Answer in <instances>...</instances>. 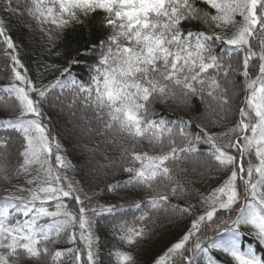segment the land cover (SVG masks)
I'll return each instance as SVG.
<instances>
[{"label":"snow or ice","instance_id":"6c2138e0","mask_svg":"<svg viewBox=\"0 0 264 264\" xmlns=\"http://www.w3.org/2000/svg\"><path fill=\"white\" fill-rule=\"evenodd\" d=\"M3 11L27 14L51 41L49 51L56 57L63 55L56 50L62 34L89 19L99 17L107 36L93 49L99 56L86 64V79H58L38 88L0 16L3 55L13 72L2 90L20 108L0 127L23 138L21 162L12 176L0 164V179H23L27 185H13L14 191L0 197V264H42L45 259L48 264H100L97 218L123 207L91 206L96 193L69 177L75 165L44 112L46 103L52 106L49 95L56 87L70 88L71 115L77 104L91 113L81 116L89 137L99 136L119 152L108 166L118 165L127 177L105 191L134 193L130 209L140 213L114 226L123 243L144 239L146 225L160 213L190 217L198 204L203 212L152 264H199L201 254L207 264H216L209 255L214 250L226 257L225 264H264L251 244L242 249L241 243L246 234L264 246V0H4ZM193 97L209 118L208 126L196 124L198 131L191 119L167 120L156 111L158 102L186 105ZM4 106H10L8 101ZM213 126L226 131L213 132ZM7 142L0 137V147ZM193 156L213 162L202 177L227 178L207 194L193 189L192 182L180 179L188 172L183 162ZM190 195L197 204L172 203ZM61 240L72 247L55 248ZM109 256L115 264H137L129 251Z\"/></svg>","mask_w":264,"mask_h":264},{"label":"trees","instance_id":"16d2710c","mask_svg":"<svg viewBox=\"0 0 264 264\" xmlns=\"http://www.w3.org/2000/svg\"><path fill=\"white\" fill-rule=\"evenodd\" d=\"M4 0H0V16L6 20V27L8 35L12 37L16 45V50L27 70L28 77L32 80L36 87H45L54 84L58 79L67 80L70 77L77 79L84 78L85 66L94 56H99V51L93 52V49L104 40L107 32L102 28L98 21L99 17L87 20L83 26H76L67 29L61 36L59 47L56 49L61 51L63 55L56 57L49 49L51 48V41L48 37L39 30L35 23L27 14L8 15L3 11ZM23 12V9L20 10ZM196 28L198 25H191ZM230 34V33H229ZM5 45L0 40V123L4 119H15L19 113L20 108L18 102L14 97H8L3 92V87L12 82L13 72L12 64L8 57L3 55ZM83 57V58H81ZM78 60V63H71V61ZM56 65V67H52ZM69 71L64 73V69ZM23 73V69H21ZM62 73H64L62 75ZM238 84L242 83L239 76L236 77ZM231 95V93H229ZM243 93H241V98ZM72 93L70 88L60 87L51 89L49 101L51 107L45 104L44 112L47 118H51L49 127L53 135H56L67 149L68 158L75 165L74 170L68 173L73 181H79L78 186H82L89 193L95 192L96 196L92 201L91 206L98 205H118L123 206L116 214L111 216H102L97 218L96 236L99 238V259L100 264H115L114 257L109 256L112 251H129L136 260L137 264H152L153 260L162 255L172 243L176 242L181 235L187 231L191 226V220L195 219L203 212L197 204L194 195H190L184 199H173L172 203H180L184 205L187 202L197 204L193 210L192 215L186 217H165L164 213H160L159 217L154 223H148L147 235L135 245H127L119 239V232L115 225L121 221L131 222L134 216H139V212L130 209V205L134 198V193L127 189L118 190L119 194L105 191L106 185L113 184L117 180L126 179L127 174L118 171V165H113V161L119 155L118 150H113L112 146L101 143V137L92 136L86 132V126L82 121L81 124L77 121L81 116L89 117L90 112L84 110L81 105L77 104L73 116L67 108V104L71 101ZM5 101H8L9 107H5ZM16 104L15 108L11 105ZM236 104H239L237 99ZM156 111L167 120H175L183 118L185 120L191 119L193 121V131H198L196 124L208 126L209 118L205 113L204 105L198 98L193 97L188 104H181L179 100H168L166 103H157L155 105ZM63 109V110H62ZM80 112H83L82 115ZM60 117V118H59ZM228 126H231L230 124ZM213 132L226 131V128L213 126ZM0 137L8 138L7 147H0V153L4 154L3 161L0 164L8 166V175L12 176L15 167L21 162L22 158L19 156L20 151L23 150V138L14 130H5L0 127ZM227 141V137L221 140V143ZM87 145L88 149L84 150L82 145ZM99 145V150H95ZM140 150V149H138ZM147 150V145L144 149ZM208 163H213L207 157L193 156L189 160L183 162V167L188 169L187 174L181 173L180 179L187 182H192L191 187L201 193L207 194L212 188L219 186L227 177L224 175L217 176L213 173L215 178L202 177L201 173L206 171ZM24 185L23 179H12L11 182H6L0 179V197L8 194L9 191H14L13 185ZM27 187V185H24ZM7 190V191H6ZM16 195H27V193L16 192ZM135 196V199H139ZM242 232L246 233V229L242 226ZM209 236L215 235L212 231L208 232ZM242 249H246L249 244L252 245L254 251L258 256L264 257V246L258 245L251 236L244 235L242 237ZM55 248L72 247L71 244L61 240ZM190 255V253H188ZM210 256L215 260L216 264H225L226 257L219 251H211ZM199 264H207L206 258H198ZM42 264H48L45 259ZM68 264V262H66Z\"/></svg>","mask_w":264,"mask_h":264},{"label":"rangeland","instance_id":"374dc122","mask_svg":"<svg viewBox=\"0 0 264 264\" xmlns=\"http://www.w3.org/2000/svg\"><path fill=\"white\" fill-rule=\"evenodd\" d=\"M82 113L83 112H80V114L82 115ZM70 114V113H69ZM60 118V117H59ZM78 122H79V124H81L82 123V121L84 122V124H85V126H86V128H87V125H86V123H85V120H79V118H78V120H77ZM0 154H2V155H0V161L2 162L3 161V158H4V154L1 152Z\"/></svg>","mask_w":264,"mask_h":264}]
</instances>
